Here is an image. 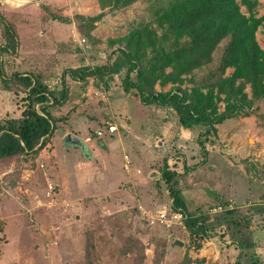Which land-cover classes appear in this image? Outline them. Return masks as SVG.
<instances>
[{
  "label": "rangeland",
  "instance_id": "obj_1",
  "mask_svg": "<svg viewBox=\"0 0 264 264\" xmlns=\"http://www.w3.org/2000/svg\"><path fill=\"white\" fill-rule=\"evenodd\" d=\"M41 1V0H40ZM174 0H137L129 7L111 11L110 8L105 9L104 20L96 25V28L92 31L94 39L97 41H91L87 38L80 36L78 30H73L70 24L63 23L61 21L52 19L51 14L63 15L62 11L66 8H72L74 5L73 0H54V4H44L42 9H37V0H30L26 4L25 10L17 9H2L4 6H0V13H2L8 20L13 22L16 26L19 35V45L17 55H13L10 52L0 50V72L3 71L7 78H11L14 73H42L45 76V81L51 89L59 90L62 88L61 76L66 69L70 66L87 65L95 67L98 65H105L112 63L118 57V48L120 43L113 40L123 39L129 35L130 31L140 27L141 25L151 24L157 31L158 35H162L164 31L155 23L156 12L160 8H166ZM240 1V0H239ZM258 4L254 9L255 15L259 17L264 13V0H257ZM242 12L249 15L246 6H242ZM40 15V16H39ZM256 38L261 48L264 50V29L261 26L257 33ZM85 40V41H83ZM166 46L171 43L170 38L166 39ZM6 45V38L4 36V28L0 24V49ZM223 52V46L217 47L213 53V60L207 65L201 67L194 73L192 79L195 83L185 82L183 89L190 90L194 86L206 87L212 83H216L219 77L222 75L219 71L220 57ZM232 70L233 68H228ZM228 69L224 76H230ZM170 71V69H167ZM234 71V69H233ZM127 67H123L114 78L109 81L113 87L110 90L111 94H107V91L102 89L101 85L93 82L92 78H88L85 82L71 83L69 81V94L68 101L63 107H52L50 111L54 115L56 122L59 120L64 122L67 126L63 127L59 125L62 132L71 131L73 135L78 137L83 145L90 147L98 140L94 137V132L103 128L106 121L113 122L117 125L120 120L130 121L135 115H146V111H142L138 108L136 99L138 97L137 91L132 90L129 95H125L123 91L122 81L126 76ZM186 78H191L187 76ZM93 82V83H92ZM238 83H242L241 80ZM243 84V83H242ZM92 85H95V89L105 92L103 95L91 90ZM172 88H168L169 85L161 87L156 84L155 90L157 92H165L167 90H174L177 86L172 85ZM179 86L180 88H182ZM72 87V89L70 88ZM100 87V88H98ZM206 89H204L205 91ZM69 92V93H70ZM244 93L248 99H252V89L249 84L244 86ZM125 95V96H124ZM116 97L121 101L125 98L130 99L131 103H127V108L111 111L109 100L112 97ZM120 96V97H118ZM26 92L24 88L14 82L9 84V87H5L0 76V123L7 119L19 118L22 115L25 106L28 104L26 100ZM104 97V98H103ZM221 100L218 103L219 111H224L226 107V101L224 95H221ZM112 103V100L110 101ZM142 105V104H141ZM137 106V107H135ZM144 108L147 106L142 105ZM114 115H113V113ZM155 112V111H154ZM57 113V114H55ZM72 115H78L73 124L67 123V120ZM154 115H162L160 112H155ZM234 118L238 120V124L229 129L235 132L238 128H241L242 121L243 127L256 126V124H264V100H258L254 104L245 107V109L236 115ZM87 120V125L84 122ZM123 121V122H125ZM141 120L133 119L132 126L133 131L138 133ZM248 123V124H247ZM118 130L121 129L117 125ZM239 128V129H240ZM117 130V131H118ZM228 130V128L226 129ZM196 135L202 131V129H196ZM120 131L119 133H121ZM118 133H115L116 140L118 139ZM90 136L92 138L91 143H84V139ZM108 133L102 138L104 142L111 139ZM133 135L131 142H133ZM211 141V138H209ZM171 142V141H170ZM246 144L252 145L253 140L251 136H247ZM117 143V142H116ZM236 143V141L234 142ZM132 143H128L125 153L132 157ZM171 146V143H169ZM129 145V146H128ZM49 146L47 145L46 148ZM78 151L83 152L82 146L76 145ZM114 152L111 158L115 166L123 167V149L119 144L113 145ZM228 146H223L219 143V152L217 157L222 159ZM49 149V148H48ZM192 148L188 147V150ZM180 149L175 147L171 148L172 154L171 169L180 171V178H178V187L182 184L183 187L187 186V183H191L193 179L196 180L200 177V170H197V174L193 173V164L187 166L183 161ZM192 151V150H191ZM229 159L235 165H244L247 172V183L249 182L250 194L244 199L247 200V206L242 208H236L238 214L242 216L239 219L237 225L228 223L225 211L212 213L211 210L222 205L226 207L228 203L221 197L215 198L212 194L210 196L209 186H206V190L203 192L208 194L210 202H204L203 204H197L195 213L197 216L201 215L206 217L208 224L207 237L199 236L196 239H191L189 232L186 230L184 223L176 224L171 228H167L160 223H156L152 227L148 221L147 212H156L166 209L172 210V200L168 194L167 184L162 180V170L164 167V160L160 159L155 161L151 165V170L144 172L151 178L152 186L150 192L143 198L142 201L136 205V209L129 208L121 212L110 214L108 217H95L89 221V228L87 232L83 234L81 247L79 250H74L73 260L68 258L69 251L65 248L64 240L53 239L42 235L40 244L43 247L42 250L37 252V264H83L86 254L87 239L90 238L95 244V264H204L206 258H200L198 256L200 248L205 245L215 244L219 247H224L228 242L238 243L242 241L245 245L251 247L253 242L252 236L254 230L251 226L257 228V230L263 227L260 223V218L257 217L264 206L260 204L264 202V164L257 160L256 156H238L227 150ZM199 156L194 155V159H198ZM256 159V160H255ZM49 157L43 156L37 160V157L33 159V156L23 155L16 158L12 162L0 161V201L3 199V183L8 176L11 179H17L21 177L23 169H36L39 164H45L48 166ZM218 164V161L216 162ZM9 170L10 173L6 174ZM95 171H91L93 174ZM190 174L191 177L190 178ZM195 177V178H194ZM189 179V181H188ZM199 180V179H198ZM49 183L45 182V186L48 188ZM43 187V186H42ZM167 191V192H166ZM6 194V193H5ZM37 195H43V188L39 186L37 188ZM47 197H49L47 195ZM190 204V203H188ZM139 207V208H138ZM184 222V221H183ZM3 221L0 219V247L3 236L1 234ZM256 230V231H257ZM256 236V235H255ZM37 237H41L37 234ZM58 237V236H57ZM59 241V242H58ZM177 241L183 242V246L179 247ZM212 242V244H211ZM200 243V245H199ZM135 245L136 248H131L129 245ZM50 245L52 247L50 248ZM240 248V244L238 245ZM142 249L145 253L144 261L140 263L142 256ZM1 251V249H0ZM226 252V251H225ZM225 252L220 250L222 257ZM207 253H210L209 251ZM197 255V256H196ZM1 256V255H0ZM61 258V259H60ZM157 259V261L155 260ZM251 261V262H250ZM248 264H257L259 260L251 259ZM217 264H225V259L219 260ZM242 264V263H241Z\"/></svg>",
  "mask_w": 264,
  "mask_h": 264
},
{
  "label": "crops",
  "instance_id": "obj_2",
  "mask_svg": "<svg viewBox=\"0 0 264 264\" xmlns=\"http://www.w3.org/2000/svg\"><path fill=\"white\" fill-rule=\"evenodd\" d=\"M29 1L0 0V6H4L3 10L17 9L20 11L26 9L25 6ZM73 1L72 8H66L62 11L64 16L69 18H73L77 14L97 16L106 12L101 8L99 0ZM44 4L50 6L54 4V0H37V9H42ZM263 15L264 13L259 17ZM101 22H97L96 25ZM70 25L72 31L78 30L75 23ZM81 66L83 65L66 68ZM232 73L233 69H228L227 75ZM92 79L93 82L97 83L94 78ZM67 80L69 84L71 79L68 78ZM71 83L81 84V82L73 80ZM98 85H101L108 95H112L110 90L113 87L110 83L106 86L102 83ZM168 85V88L173 87V84ZM181 87L184 88V86ZM70 88L72 89V87ZM95 88V85H92L91 90L93 89L101 95L105 93ZM124 94L129 95L130 92L124 91ZM126 97L121 101L115 96L112 97V103L109 100L111 111L123 107L126 109L127 105L131 103L130 99H126ZM136 103L138 108L147 112L144 116L135 115L133 118L141 120L138 133L133 131V119L130 121L120 120L122 122H117L121 128L116 131L118 133L117 140L115 132L109 134L112 138L106 142L102 139H96L98 140L96 143L88 142L92 144L90 147L82 145L84 151L81 152L76 149V145L67 141V135L72 132L67 130L63 133L59 125L63 127L67 125L58 120L56 122L57 129L50 143L47 144L49 149L45 147L37 156L39 161L40 158L47 155L49 157L48 166L45 167V164L42 163L43 167L39 164L36 169H23L21 177L16 180L11 179V176L5 179L3 190L6 194L3 193L4 197L0 201V219L3 221L0 264H37V252L39 254L41 253L39 250L43 249L40 244L42 235L49 240L55 238L64 240L65 248L69 251L68 258L73 260L74 250L80 249L83 234L89 228V221L95 217H108L112 211L114 213L115 209H118L116 212L129 208L136 209L135 206L142 201V196L146 198L145 196L151 191V178L148 176L149 173L145 175L144 172L151 170V165L160 159L164 162L167 160L171 168V159L167 158L172 154L171 148L174 149L175 147L180 149L181 157L187 166L193 164L194 170L191 174H197L195 172L197 170L201 172L199 180L194 177L195 180L187 183L186 187H183L182 184L177 186L189 214L197 216L193 213L194 209V212L196 211L194 204L210 202L209 200H212L209 198L211 194L215 198L221 197L227 201L226 207L228 209L247 206L248 203L244 197L246 198L251 191L249 182L247 183L246 169L244 165H235L229 159L227 150L238 156H256L257 160L264 164V124L252 126L248 122L250 126L243 127L245 121H242L241 128L239 127L240 129L238 128L235 132L229 128L234 127L239 121L234 117L225 120L216 125L217 136L206 143L207 152L205 154L198 144L197 131L185 129L172 108L155 104L146 105L141 102L139 96ZM154 111L160 112L162 115H154ZM77 116L72 115L65 121L73 124ZM84 125H87V120ZM227 128L228 130H226ZM120 131L122 132L119 133ZM132 135L134 137L133 142L130 140ZM249 135L253 140L252 145L245 142ZM235 141L236 143H234ZM128 143H132L131 158L125 153ZM219 143L229 147L227 150H223L226 155H223L222 159H219L220 156L217 157ZM114 144H119L123 149V167L113 164L111 157L115 151ZM188 147L192 148V151L188 150ZM194 155L199 156V158L194 159ZM215 161H218V164ZM92 170L95 171L93 174L91 173ZM10 172L11 170L6 174ZM177 172L179 174L177 178H180V171ZM191 174L190 178L193 177ZM45 182L54 185L56 188L49 197H47L49 188L45 186ZM39 186L43 188L42 196L37 195ZM206 186H209L210 196L203 192L206 190ZM168 194L170 195L169 190ZM171 200L173 205V199L171 198ZM260 204L264 206V202ZM150 212L153 213L152 211L147 213ZM256 215L261 219L260 223L263 224V227L257 230L256 227L251 226L256 235L252 236L251 247L247 248L248 246L245 245L241 249L238 243L230 244L228 242L219 249L212 242V245L209 246L204 244L202 248L197 250L200 258H206L204 264H217L223 258L225 264H248L251 259L259 260L257 264H264V209ZM37 234L41 237L38 238ZM177 244L179 247L183 246L181 241H177ZM51 247L52 245H50ZM220 250L226 251L223 257ZM208 251L210 253H207Z\"/></svg>",
  "mask_w": 264,
  "mask_h": 264
},
{
  "label": "trees",
  "instance_id": "obj_3",
  "mask_svg": "<svg viewBox=\"0 0 264 264\" xmlns=\"http://www.w3.org/2000/svg\"><path fill=\"white\" fill-rule=\"evenodd\" d=\"M136 1L99 0V4L103 10L118 11ZM257 4V0H174L156 12L155 23L164 31L162 35L159 36L151 24H145L130 31L123 39H111L112 43H120L119 55L114 62L64 69L59 90L51 89L40 72L14 73L7 78L1 71L5 87L12 82L21 85L28 104L21 117L0 123V161L12 162L23 155L34 159L50 143L57 129L50 108L62 107L67 102L70 92L68 78L79 82L94 78L97 84L106 86L123 67H127L122 81L123 90L126 93L136 90L146 105L172 108L185 129H202L197 141L206 154L209 138L217 136L216 125L235 117L256 101L264 100V50L256 38L258 29L261 26L264 29V15H255ZM243 5L248 9V16L242 12ZM104 15L105 12L97 16L77 14L69 18L54 13L51 17L66 24L75 23L82 37L97 41L92 31ZM0 24L6 38V45L0 50L17 55L19 35L15 24L2 13ZM168 38L171 43L167 47L165 42ZM221 45L223 52L218 68L222 75L218 81L206 87L194 86L190 90L180 88L186 81L195 83L192 79L194 73L213 60V53ZM228 68L234 71L230 76H224ZM188 75L191 78H186ZM239 80L243 84L238 83ZM156 84L177 87L168 92H157ZM246 84L251 86L252 99L244 93ZM221 95L227 104L220 112L218 103ZM178 175L165 160L161 177L173 199V210L185 215L184 225L191 239L207 237L206 217L193 216L184 206L177 188ZM225 216L228 223L234 225L242 218L236 209L225 210ZM239 244L241 249L245 247L242 241ZM86 247L83 264H95V244L90 238ZM129 247L136 248L132 244ZM144 254L142 249L140 263L144 261Z\"/></svg>",
  "mask_w": 264,
  "mask_h": 264
},
{
  "label": "built area",
  "instance_id": "obj_4",
  "mask_svg": "<svg viewBox=\"0 0 264 264\" xmlns=\"http://www.w3.org/2000/svg\"><path fill=\"white\" fill-rule=\"evenodd\" d=\"M117 130H118L117 125H115L113 122L106 121L104 123L103 128H99L94 132V137L95 139H102L106 133L111 135L115 133ZM90 141H92V138L90 136L84 139V143H88ZM41 167H43V165H41ZM48 188H49L48 196L50 195V193H53L56 190L55 186L50 183L48 185ZM227 209L228 207H223L222 205H218L214 207L211 210V212L212 213L223 212ZM147 217L152 227H154L156 223H160L167 228H171L176 224H183L184 223L183 221L185 220V215L180 211H174L173 208L171 211H167L166 209H163L156 211L155 213L154 212L147 213Z\"/></svg>",
  "mask_w": 264,
  "mask_h": 264
},
{
  "label": "water",
  "instance_id": "obj_5",
  "mask_svg": "<svg viewBox=\"0 0 264 264\" xmlns=\"http://www.w3.org/2000/svg\"><path fill=\"white\" fill-rule=\"evenodd\" d=\"M66 139H67V141L69 143H72L74 145H79V146H82L83 145V143L81 142V140L78 137H76L75 135L68 134Z\"/></svg>",
  "mask_w": 264,
  "mask_h": 264
}]
</instances>
